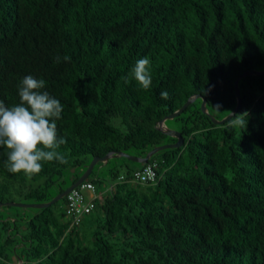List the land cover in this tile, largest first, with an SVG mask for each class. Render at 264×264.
I'll return each mask as SVG.
<instances>
[{"label": "trees", "instance_id": "1", "mask_svg": "<svg viewBox=\"0 0 264 264\" xmlns=\"http://www.w3.org/2000/svg\"><path fill=\"white\" fill-rule=\"evenodd\" d=\"M143 57L147 90L131 71ZM251 69L264 70V0H0V100L19 103L26 75L45 80L63 105L57 151L67 160L41 161L29 177L7 170L10 150L0 146V202L49 201L93 156H144L176 140L157 123L193 94L223 118L236 105L235 79ZM238 86L241 106L224 123L196 98L165 121L181 146L146 163L116 156L108 184L97 162L84 180L95 204L77 223L66 196L3 206L15 211L0 212V264H264V74ZM152 163L155 182L132 180Z\"/></svg>", "mask_w": 264, "mask_h": 264}, {"label": "clouds", "instance_id": "2", "mask_svg": "<svg viewBox=\"0 0 264 264\" xmlns=\"http://www.w3.org/2000/svg\"><path fill=\"white\" fill-rule=\"evenodd\" d=\"M70 59L63 57L64 61ZM60 61L61 57L57 56L55 62ZM131 71L138 84L147 90L152 82L149 58L137 60ZM125 83H128L127 78ZM45 84L43 79L26 75L18 86L19 103L8 107L0 100V146L10 150L5 165L10 173L23 172L32 177L41 171V161L67 163L57 151L66 143L64 137H58L56 124L61 118L63 105L44 90ZM160 97L167 100L169 94L162 91ZM237 123L243 124L242 121Z\"/></svg>", "mask_w": 264, "mask_h": 264}, {"label": "water", "instance_id": "3", "mask_svg": "<svg viewBox=\"0 0 264 264\" xmlns=\"http://www.w3.org/2000/svg\"><path fill=\"white\" fill-rule=\"evenodd\" d=\"M264 74V70H256V69H251V70H246L242 72L234 81V93L236 97V105L233 108L232 111H230L226 116H224L221 119H218L214 117L212 114H210L207 110L206 107V100L204 97H202L201 94H193L191 95L183 104L181 107H179L177 110L163 116L157 123V128L167 134L168 136L174 137L176 140L170 143H164L160 145L154 146L152 149H150L144 156H136L132 154H128L126 152H108L103 156H93L90 162L88 163L86 169L84 172L74 181L72 182L69 186H67L64 190L58 192L56 195H54L49 201L46 202H19V201H5V202H0V207L1 206H16V207H23V208H43V207H48L57 200L61 199L64 197L72 188L76 187L78 184H80L83 180H85L88 175L91 173L94 165L97 162H102L105 163L107 162L111 157H116V156H122L125 157L133 162L137 163H146L148 159L153 155L154 153L167 149V148H176L179 147L183 144V138L180 134V132L172 127H169L165 124L166 120L173 119L177 115H179L187 106H189L196 98L201 99V111L208 115L211 119V121L215 124H222L226 120L230 119L233 117V115L236 113V111L239 109L241 106V97H240V92H239V86H238V81L240 78L248 76V75H260ZM73 171V169H72ZM22 264V262H19Z\"/></svg>", "mask_w": 264, "mask_h": 264}, {"label": "built area", "instance_id": "4", "mask_svg": "<svg viewBox=\"0 0 264 264\" xmlns=\"http://www.w3.org/2000/svg\"><path fill=\"white\" fill-rule=\"evenodd\" d=\"M156 163L146 164L133 171V179L137 182L151 183L157 180ZM96 194L90 182H82L66 194L65 213L71 219V224L77 223L82 216L91 212Z\"/></svg>", "mask_w": 264, "mask_h": 264}, {"label": "rangeland", "instance_id": "5", "mask_svg": "<svg viewBox=\"0 0 264 264\" xmlns=\"http://www.w3.org/2000/svg\"><path fill=\"white\" fill-rule=\"evenodd\" d=\"M201 105V104H200ZM170 120H172V119H170ZM167 121V120H166ZM167 125V124H166ZM175 141V140H174ZM168 142H170V141H168ZM168 142H166V143H168ZM173 142V141H172ZM114 158H116V157H111L110 159H109V162H108V164H105V163H100V162H98L97 164H99L100 165V169L97 171V173L101 176V177H104V179H105V183L106 184H108L107 182L109 181V176L107 175V166H110V165H113V163L115 162V159ZM117 160H118V163H121V159H119V158H117ZM132 166H138L137 164H131ZM73 169V168H72ZM72 169H71V171H72ZM74 170V169H73ZM97 170V169H96ZM96 172V171H95ZM62 185H61V183L60 182H56V183H54L53 185H51L48 189H47V193L50 195V194H53L55 191H56V189H57V187H61ZM56 195V194H55ZM54 196V195H53ZM15 199L17 200V199H19V198H17V197H15ZM62 199V198H61ZM26 202H33V201H26ZM59 204H61V200L58 202V205ZM9 212V213H11V212H14L15 211V208H7L6 209V207H3V206H1L0 207V212ZM98 215V213H97V210L95 211V215Z\"/></svg>", "mask_w": 264, "mask_h": 264}]
</instances>
